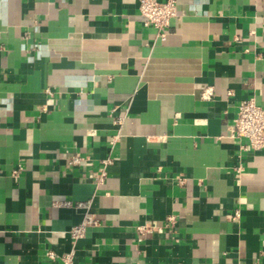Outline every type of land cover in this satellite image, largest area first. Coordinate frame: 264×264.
Here are the masks:
<instances>
[{
    "label": "crops",
    "instance_id": "obj_1",
    "mask_svg": "<svg viewBox=\"0 0 264 264\" xmlns=\"http://www.w3.org/2000/svg\"><path fill=\"white\" fill-rule=\"evenodd\" d=\"M250 98L264 0H178L163 37L139 0H0V264H264V151L229 137Z\"/></svg>",
    "mask_w": 264,
    "mask_h": 264
},
{
    "label": "built area",
    "instance_id": "obj_2",
    "mask_svg": "<svg viewBox=\"0 0 264 264\" xmlns=\"http://www.w3.org/2000/svg\"><path fill=\"white\" fill-rule=\"evenodd\" d=\"M178 0H139V14L144 18V23L147 26L153 27L160 37H163L170 21L176 17V4ZM211 92L206 91L203 94L204 99H210ZM229 137L231 139H244L247 142V149L251 151H264V108L256 105L253 98L243 100L237 106L236 116L229 127ZM82 158L80 155L72 156L69 161V166L80 164ZM97 182L101 183L106 176V167L110 164V160L102 162ZM240 169H237L239 171ZM18 170L12 172V176L16 177ZM2 171L0 170V178ZM70 205V203H69ZM75 208L83 209L84 215L81 223L74 226L68 232L70 239L73 243L81 239L88 227L96 226L97 220L89 212V203H77ZM238 214H236V217ZM173 221V217L168 218ZM150 227L142 226L138 228L139 233L150 232ZM49 259L54 260L56 256L49 252L47 253ZM74 253L73 251L57 257L58 264H73Z\"/></svg>",
    "mask_w": 264,
    "mask_h": 264
}]
</instances>
